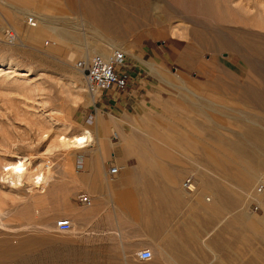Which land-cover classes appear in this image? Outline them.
<instances>
[{
    "label": "rangeland",
    "instance_id": "374dc122",
    "mask_svg": "<svg viewBox=\"0 0 264 264\" xmlns=\"http://www.w3.org/2000/svg\"><path fill=\"white\" fill-rule=\"evenodd\" d=\"M259 13L264 15V0H0V264H105L112 258L147 263L120 250L115 235L111 241L106 233L103 244L101 226L93 225L100 216L87 212L89 206L71 194L77 157L84 150L62 146L59 139L82 134L84 127L93 131L98 110L104 121L123 127L120 136L132 132L136 146L179 147V141L200 148L196 139L237 141L246 126L264 132V87L245 82L255 60L250 43L261 47L257 55L264 76V24L252 29L245 24ZM30 15L37 19L34 27L25 23ZM103 19L109 21L105 35L92 33L90 28ZM7 29L15 34L11 42L4 37ZM114 49L125 53L126 72L143 86L142 112L128 105L123 113L99 108L73 66L87 54ZM186 50L223 66L200 73L185 57L179 61ZM153 59L166 70L165 80L148 70L146 63ZM204 82L224 89H193ZM208 94L222 98L217 118H206L202 108L177 106L170 98ZM152 97L164 105L152 104ZM203 122L219 139L202 129ZM257 155L255 178L242 195L238 192V215H243L238 264H247L251 245L264 248L245 226V221L264 219V198L254 193L264 179V149ZM256 201L255 211L250 204ZM58 219L69 220L70 229L58 231Z\"/></svg>",
    "mask_w": 264,
    "mask_h": 264
},
{
    "label": "crops",
    "instance_id": "0c3cea01",
    "mask_svg": "<svg viewBox=\"0 0 264 264\" xmlns=\"http://www.w3.org/2000/svg\"><path fill=\"white\" fill-rule=\"evenodd\" d=\"M183 58L181 52L179 61ZM138 60L143 62L140 57ZM146 65L160 80L168 77L154 59ZM131 77L122 94L112 98L106 94L103 102L98 103L99 108L123 113L128 105L142 112L144 104L139 99V90L143 86ZM219 88L224 89L222 84L204 82L193 89L213 92ZM217 97L210 99L208 94L170 98L177 106L202 108L206 118H217L222 114L218 108L222 98ZM150 102L164 105L159 97H152ZM97 114L91 123L94 130L82 129L93 140L79 149L84 151L77 157V176L71 194L74 199L81 193L90 198L87 212L100 216L101 222L93 225L101 226L103 244L107 233L110 240L116 236L120 250L136 253L148 249L151 257L145 264H238V225L243 216L238 215V192L242 195L255 178L254 166L259 161V150L264 149V132L246 126L237 141L220 144L196 139L194 145L200 148L183 147L179 141L175 145L179 147L136 146L132 132L120 136L118 131L122 126L116 120L110 125L100 117L99 110ZM121 116L127 118L125 113ZM145 116L141 119H146L142 118ZM204 124L202 129L219 139ZM239 159L244 162L239 163ZM241 164L243 167H239ZM113 165L117 170L109 174L108 169ZM185 176L191 177L190 191L181 187ZM245 226L254 230L264 244V219L245 221ZM262 249L251 245L252 256L246 258L247 264H264ZM105 264L137 263L128 258H112Z\"/></svg>",
    "mask_w": 264,
    "mask_h": 264
},
{
    "label": "built area",
    "instance_id": "2783aa9c",
    "mask_svg": "<svg viewBox=\"0 0 264 264\" xmlns=\"http://www.w3.org/2000/svg\"><path fill=\"white\" fill-rule=\"evenodd\" d=\"M25 23L29 27H34L37 20L34 16L30 15L25 18ZM14 32L10 29L4 31V37L7 42L14 39ZM125 53L121 50H110L108 53H92L85 55L83 58L74 62V68L81 72L84 82V90L92 98L93 103H99L101 98L107 93L110 94L109 98L117 97L122 94L127 85L131 82L132 77L126 72ZM115 137V135H113ZM117 166H110L108 169L109 174H114ZM182 188L185 190H192V180L188 176L181 182ZM256 195L264 198V179L260 180L254 188ZM76 201L82 205H90V198L81 193L76 196ZM250 206L253 210H258L259 206L256 203H251ZM55 226L58 231H68L70 223L67 219H58L55 221ZM136 259L140 261H147L151 257L148 249H142L135 253Z\"/></svg>",
    "mask_w": 264,
    "mask_h": 264
},
{
    "label": "bare ground",
    "instance_id": "6f19581e",
    "mask_svg": "<svg viewBox=\"0 0 264 264\" xmlns=\"http://www.w3.org/2000/svg\"><path fill=\"white\" fill-rule=\"evenodd\" d=\"M262 12V11H261ZM101 16H102V13H101ZM105 16V15H104ZM251 19L248 20L246 24V28H262V25L264 24V15L263 13H259V14H255L254 16L251 15ZM103 18V17H102ZM37 20V19H36ZM106 23L104 22V19H103V22H101V20H99V24L96 23V26H93L92 28H90V31L92 33H95V34H102V35H105V32H106V29L107 26L109 25V21L105 20ZM102 26H104L102 28ZM101 29V30H100ZM101 31V33H99L98 31ZM105 31V32H104ZM62 33L64 34V36L66 35V32H63ZM107 34V33H106ZM218 43V40L215 41V43ZM250 48L252 49V51H255V53L253 54V59H255L254 61H252V63H249L248 67V77L247 79L245 80V82H248L251 86L253 87H259V88H263L264 87V76L263 74L261 73V66H260V60H259V55H257V52L259 51V49L261 48L260 45L256 42H254L253 44H249ZM212 54V56L214 55V52H210ZM184 57L186 59V62L191 66H194L196 67V69L198 71H200V73H203V74H206L207 72H210V73H214V71H220L221 70V67L223 65L220 64V66H217L213 61H210L208 62L205 57L203 56H197L194 54V51L193 50H186L184 52ZM214 57V56H213ZM183 60V59H182ZM184 61V60H183ZM262 61V60H261ZM245 63V62H244ZM263 64V62H262ZM219 65V64H218ZM247 66V65H246ZM226 69V67H225ZM242 82V81H241ZM218 84V83H216ZM189 103V102H188ZM244 120V119H243ZM92 136L91 134H89L87 131H84V133L82 134H72V135H64V136H61L59 141L61 143L62 146H67L68 148H71V149H82V148H85L87 147V145L92 141ZM244 144V143H243ZM239 145V144H238ZM23 165V164H22ZM39 177H37L38 179ZM40 181H42V179L40 178L39 179ZM259 196V195H257ZM256 204L259 205L260 202L256 201ZM263 224V223H262ZM260 236V235H259ZM262 237V236H260ZM264 237V236H263ZM262 237V238H263ZM264 240V239H263ZM262 241V240H261ZM264 249V248H263ZM262 249V250H263ZM258 251V250H257ZM260 254V253H259ZM254 255V254H253ZM258 255V254H257ZM261 255V254H260ZM259 256V255H258ZM262 257V255H261ZM258 258V257H256ZM7 260V259H6ZM259 261V260H258ZM260 262V261H259ZM261 264V263H260Z\"/></svg>",
    "mask_w": 264,
    "mask_h": 264
}]
</instances>
